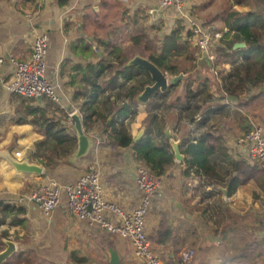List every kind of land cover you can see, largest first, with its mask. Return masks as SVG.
Listing matches in <instances>:
<instances>
[{"label": "crops", "instance_id": "1", "mask_svg": "<svg viewBox=\"0 0 264 264\" xmlns=\"http://www.w3.org/2000/svg\"><path fill=\"white\" fill-rule=\"evenodd\" d=\"M152 3V0H0V57L5 58L0 70V152L9 148L12 157L16 152H20L21 156L22 154L26 156L25 159L35 163L36 161L30 159L34 151V142L42 136L32 123L17 122L19 117L25 115L20 100L31 101L30 103L35 106H40L47 115L60 120L66 127L65 118L73 111H79L83 102L82 98L75 96L78 88L69 82L72 74L69 69L76 64L96 63V59H90L77 47L91 46L99 57H102L104 52L102 48L97 47L96 39L107 36L109 26L119 24L123 13L126 15V12H129L130 16L135 13L134 16L140 23L147 24V10ZM184 4L185 17L181 20L186 28H189L191 23L196 28L206 30L214 27L216 30L218 29L216 23L220 22L222 27H219V30L227 29L223 20L233 12L239 15L244 12H254L264 19V0H184ZM105 8L120 9V14L109 18L103 12ZM25 13L31 14V18H26ZM156 13L151 15L154 16ZM176 20L178 19H171L173 26ZM251 31L258 41L264 43V28L253 27ZM43 33L48 37L46 74L57 96L56 101L45 97L24 98L9 93L3 85V82L11 78L13 72L9 59L28 58L34 39ZM195 56V60L187 66L188 72L179 81L182 83L188 75L192 79H199V75H208L213 81L218 82L212 90L219 97L221 85L217 73L211 72L210 64L205 56L200 55L198 49ZM219 69L229 70L230 65L221 64L217 70ZM107 80L108 75L102 80L103 85H106ZM175 89L180 93V83ZM252 93L254 96L258 94L263 97V108L260 113L264 114V85L253 89ZM106 95L107 91L101 100ZM242 95L244 93L215 103L228 105L226 108L229 110L224 112L222 117L227 120V124L222 120L211 130L217 129L221 132L228 149L234 147L232 151L229 149L233 157L253 162L246 157V153L241 151V148H237L236 137L233 136L243 133L244 125H249L251 128L254 125L264 126V123H255L259 117L253 118L255 115L253 111L242 109L249 104V101L240 99ZM231 111H233L232 116H226ZM102 114L106 115L107 111H103ZM146 117L144 102H140L135 118L127 126L131 138L146 122ZM110 118L111 116L107 121L98 119L91 131L86 132L98 139L101 145L96 150L93 147L86 157L75 164L67 163L66 159L69 155L55 169L47 171L43 168V173L37 175L17 172L0 157V202L24 209V213L20 215L24 219L23 224L14 225L11 218H7L0 226V232L7 231L9 240L15 246V251L1 264H77L75 260L81 257L87 260L84 264H109L110 250L117 253L118 264H144L133 256L127 239L108 232L99 224L80 220L71 214L66 206L64 194L59 204L48 215H43L33 201L25 199L38 185L48 179L54 178L62 185L75 182L87 166L94 163L99 169L103 194L108 205L122 212L137 206L141 196L136 185V173L140 168H145L148 173L149 170L145 165L139 167L143 162L136 158L137 155L131 147L120 148L108 141ZM178 125L180 130L178 137H175ZM166 128L175 140H179V147L183 140L182 136L187 135L189 129H192L188 122L178 120L175 110L168 113ZM217 130L215 132L218 133ZM195 131L197 135L202 132V130ZM174 162L163 175L158 177L162 182L161 192L157 194L156 191L145 216V231L150 238L152 251L164 264L180 260L179 246L195 249V258L193 257L194 260L192 259L189 264H218L239 260L238 253L243 243L240 238H247L248 230L252 229L249 213L261 211V205L257 200L262 199L264 203V194L257 190L254 182L243 175L238 176L230 197L225 198L232 212L231 219L224 224L222 233L216 234L211 223L199 214L198 200L190 196V190L196 185L197 179L192 174L183 177L184 163ZM246 182L251 184H247L246 187ZM223 189L227 190V188ZM20 197H24V200L19 201ZM111 212L112 210L105 212L106 220H115L116 217ZM250 217H253L252 214ZM235 228L246 229L241 231V235L227 233V230ZM167 230L170 236L166 238ZM262 239L264 240V236L250 237L249 240ZM7 241L2 240L0 250L6 247ZM254 253L256 264H262L264 246H258Z\"/></svg>", "mask_w": 264, "mask_h": 264}, {"label": "trees", "instance_id": "2", "mask_svg": "<svg viewBox=\"0 0 264 264\" xmlns=\"http://www.w3.org/2000/svg\"><path fill=\"white\" fill-rule=\"evenodd\" d=\"M134 15L135 13L132 16L129 12L126 15L123 13L119 24L109 26L107 36L96 39L97 47L103 49L102 57L91 46L77 47L90 59H96V63L76 64L69 69L70 74L72 73L69 74V82L78 88L75 96L83 101L79 109L83 128L85 132H90L98 119L107 121L111 116L108 141L120 148L131 147L137 155L136 158L155 177L163 175L175 163L164 134L168 113L175 110L179 121H186L195 130H202L192 139L183 138L180 144V151L186 157L182 175L195 176L197 183L191 188L190 196L198 200L199 214L211 223L215 233H222L223 226L232 213L225 198L230 197L236 186V179L240 175L253 178L254 183L264 190V166L257 160L249 162L244 158L233 157L222 135L215 134L208 125L217 114L227 112L226 104H215L216 102L237 97L245 89H257L264 85V43L258 41L251 31L253 27L264 28V19L254 12L228 14L223 20L227 32L221 37L218 52L215 50L214 68L221 85L220 96L217 97L212 90L218 82L208 75H199V79L186 76L182 83L179 81L180 93L175 89L179 83L170 85L164 92H156L144 103L147 125L144 135L134 142L129 136L127 126L137 114L140 104L138 95L153 81L144 68L130 65L129 61L135 56H141L163 73L175 77L188 72V67L181 66L179 61L190 64L197 54L195 34L186 28L181 18L175 21L169 32L155 42L146 35L142 38L146 29L154 26L140 23ZM235 42H244L245 46L233 48ZM221 64H229L230 69L217 70ZM107 75V83L103 85L102 80ZM106 91L107 95L101 100ZM253 98L254 96L251 97ZM20 101L25 115L19 117L17 122L32 123L42 136L34 142L30 159L47 171L53 170L73 153L76 138L68 132L64 123L47 115L40 106H35L31 101ZM99 105L101 106L98 107ZM103 111H107V114L103 115ZM179 127L178 125L177 128ZM249 129V125H244L243 133ZM100 145L99 143L98 146ZM223 188H227L226 197L222 193ZM23 213L24 209L19 206L0 202V226L7 218H11L14 225L23 224L24 219L20 217ZM244 229L246 228L230 229L227 233L237 234ZM224 234L226 235L225 232ZM8 235L7 231L0 232V244L3 239H9ZM165 235L166 238L169 237L170 232L165 231ZM241 239L243 243L238 253L239 260L218 264H256L254 250L258 246L263 247L264 240L254 241L245 237ZM86 261L85 257L75 260L77 264H84Z\"/></svg>", "mask_w": 264, "mask_h": 264}, {"label": "built area", "instance_id": "3", "mask_svg": "<svg viewBox=\"0 0 264 264\" xmlns=\"http://www.w3.org/2000/svg\"><path fill=\"white\" fill-rule=\"evenodd\" d=\"M149 13L165 11L174 7L180 15H183L182 4L184 0H152ZM26 18L31 14L25 13ZM196 36V46L200 55L205 56L210 64V70H215V50L221 37L227 29L219 30L210 27L205 29L189 27ZM209 29V30H208ZM48 49V37L46 34L38 35L32 44V50L25 60L9 59L12 66V76L7 82H3L8 92L20 95L24 98H49L57 100L54 88L46 74V57ZM5 58L0 57V70ZM70 116V115H69ZM68 116V118H69ZM100 141L95 138V150ZM237 148L246 153V157L257 160L264 165V126L254 125L246 133H241L236 138ZM25 155L16 152L14 158L23 160ZM136 185L140 193L137 206L127 212H122L108 205L104 198L101 184V176L98 167L93 163L73 183L62 185L58 180L51 178L40 184L36 192L27 196L41 210L43 215H48L59 204L64 194L68 210L80 220L99 224L110 233H116L130 242L133 256L144 264H163L162 260L151 249V244L145 231V216L148 213L151 199L159 188L158 177L150 175L145 168H140L136 173ZM20 197L19 201H23ZM112 210L115 220H106L105 212ZM194 250L183 249L180 252V260L171 264H189L194 257Z\"/></svg>", "mask_w": 264, "mask_h": 264}, {"label": "water", "instance_id": "4", "mask_svg": "<svg viewBox=\"0 0 264 264\" xmlns=\"http://www.w3.org/2000/svg\"><path fill=\"white\" fill-rule=\"evenodd\" d=\"M244 46V42H235L233 48H242ZM129 64L144 68L149 73L150 78L153 81L151 85L145 86L142 92L138 95L137 99L140 102H147L149 98L152 97L156 92L166 91L170 85L177 83L182 78V75H178L175 77H171L168 80L167 75H165L166 73H163L159 68H157V66L141 56L133 57L129 61ZM69 120L71 122L74 136L76 138V147L74 152L66 159V161L69 164H75L78 160L86 157L91 152V150L95 146V137L90 136L85 132L82 125V117L79 111H73L69 116ZM146 125V122L143 123L140 130L132 138L134 142L138 141L144 135ZM164 134L173 153L174 161L183 162L185 156L180 151L179 140H175L173 138L168 128L164 130ZM0 157L6 160L8 164H10L17 172L33 173L37 175L43 173V167H41L40 165L31 163L27 159L19 160L12 157L9 154V148L0 152ZM222 192L226 196L227 190L222 189ZM14 251V244L11 241H7L6 247L0 251V264L5 261V259H7ZM118 262L119 259L117 253L114 250H110L109 264H118Z\"/></svg>", "mask_w": 264, "mask_h": 264}, {"label": "rangeland", "instance_id": "5", "mask_svg": "<svg viewBox=\"0 0 264 264\" xmlns=\"http://www.w3.org/2000/svg\"><path fill=\"white\" fill-rule=\"evenodd\" d=\"M192 7H194L193 5H191ZM182 7H183V9H184V7H185V4L183 3L182 4ZM191 7V8H192ZM91 8V7H90ZM107 9H109V8H105L104 10H103V12H104V14H106L107 16H109V18H111V17H113V16H116V15H118V14H120V9H110V10H107ZM188 9V8H187ZM178 10L176 9V8H174V7H169V8H167L165 11H161V12H157L154 16H152L151 15V13H149V9L147 10V12H148V14H147V17H146V22H147V26H154L153 28H151V27H148L147 29H146V32L142 35V38H145V35L147 36V38L149 39V40H151V41H159L160 40V38L164 35V34H166L167 32H169V29H171L172 27H173V25L171 24V19L172 18H176V19H180V18H183V17H185V14H183V15H180L179 16V13L177 12ZM122 13V12H121ZM167 15H169V17H167ZM180 17V18H179ZM175 23V22H174ZM189 23V22H188ZM216 26H217V28H219V27H222V26H220V22H218V23H216ZM159 29H158V28ZM188 27H192V24L191 23H189V26ZM160 34V35H159ZM194 44V43H193ZM219 47V45L218 46H216V52H218V50H217V48ZM198 49V48H197ZM16 60V59H15ZM18 61H20V60H18ZM179 63H180V65L181 66H185V67H187L189 64L188 63H186V62H184L183 60H180L179 61ZM217 68V67H216ZM221 68V67H220ZM218 69V68H217ZM165 75H167V78H168V80L171 78V76L170 75H168V74H165ZM252 91H253V89L252 90H244V92H242V93H244V95H242L241 96V100H245V101H249V104H248V106L246 105L245 106V108L244 107H242V109L244 110V109H246V111H253L254 112V114L255 115H253L252 117L253 118H255V117H259V120L257 121L256 120V122L255 123H264V114L263 113H260L261 112V109L263 108V102H262V100H263V97H261V96H259L258 94L257 95H253L254 93H252ZM9 93H11V92H9ZM252 96H254V98L253 99H251V97ZM20 102H22V101H20ZM228 106V105H227ZM226 110H229V109H227L226 108ZM245 111V110H244ZM256 112V113H255ZM231 114H233V111H231L229 114H227L226 116H232ZM222 117H223V114H220V115H216L211 121H210V123H209V127L210 128H212V127H216L217 125H218V123H221L222 122V120H224L223 121V123L224 124H227V120H225L224 118L222 119ZM220 118V119H219ZM68 121H70L69 120V118L68 117H66L65 118V123L67 122L68 123V125H67V123H66V128L68 129V132L69 133H74L73 132V130H72V127H71V122H68ZM229 125V124H228ZM229 127H231V126H229ZM191 128L192 129H189V132H188V134L186 135L185 134V136H182V138H188V139H192V138H194V137H196V136H198L197 134H196V131H195V128H194V126L193 125H191ZM180 130V127L179 128H177L176 130H175V134H174V136L175 137H178V131ZM217 130V129H216ZM216 130H214V131H216ZM183 131H185V128H184V130ZM218 131V130H217ZM215 134H221V132L220 131H218V133L217 132H214ZM230 134H232V132L230 133ZM241 135V133L240 134H237V135H234L233 137L235 138H237V137H239ZM234 147H231V148H229L231 151H232V149H233ZM143 165L144 164H140L139 165V167H143ZM261 165L262 166H264L263 165V163L261 162ZM181 175V174H180ZM183 176V175H182ZM184 177V176H183ZM186 177V176H185ZM187 177H189V176H187ZM249 178V180L251 181V182H254V180H253V178H251L250 179V177H248ZM247 178V179H248ZM191 180H192V178H191ZM247 184H251L250 182H246L245 183V185H246V187H247ZM253 184V183H252ZM244 185V186H245ZM39 186L40 185H38L32 192H31V194L32 193H34V192H36L37 191V189L39 188ZM257 186V190L258 191H260V193H262V194H264V190H263V188L259 185H256ZM161 188H162V182L160 181V185H159V188H158V190H157V194H159V192H161ZM257 203L259 204V205H261L260 207H261V211L260 212H255V213H249L250 215L252 214V218L250 217V215H249V218H250V220H252V224H250V227L252 228V229H250V230H248V239H250V237L251 238H254V237H256V238H261V236H264V203H263V200L262 199H260V200H257ZM67 206V205H66ZM165 214V213H164ZM230 219H231V217H230ZM254 231H257L258 233H255ZM177 232V231H176ZM146 234H147V232H146ZM177 234H178V232H177ZM242 233H240V235H241ZM253 236V237H252ZM13 237V239H15V236L13 235L12 236ZM147 238L149 239V241H150V238H149V236H148V234H147ZM241 239V238H240ZM8 241H10L9 239H7ZM185 248H187L188 249V247H184V246H179V249H178V253L179 252H181L183 249H185ZM191 248V247H190ZM192 249V248H191ZM194 249V248H193ZM194 251H195V249H194ZM196 252V251H195ZM194 256H195V253H194ZM195 258V257H194ZM194 258H193V260H194ZM164 264V263H163ZM259 264H261V263H259ZM263 264V263H262Z\"/></svg>", "mask_w": 264, "mask_h": 264}]
</instances>
